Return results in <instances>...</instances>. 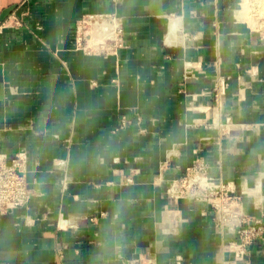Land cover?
<instances>
[{"label": "crops", "instance_id": "obj_1", "mask_svg": "<svg viewBox=\"0 0 264 264\" xmlns=\"http://www.w3.org/2000/svg\"><path fill=\"white\" fill-rule=\"evenodd\" d=\"M241 4L0 0V156L34 187L0 212V264H264V232L241 252L211 199L165 193L199 160L264 224V41ZM106 11L123 46L75 48L77 19Z\"/></svg>", "mask_w": 264, "mask_h": 264}, {"label": "built area", "instance_id": "obj_2", "mask_svg": "<svg viewBox=\"0 0 264 264\" xmlns=\"http://www.w3.org/2000/svg\"><path fill=\"white\" fill-rule=\"evenodd\" d=\"M116 14L117 13L115 12L110 13L109 21L98 20L94 18L92 19V17L98 15L103 17L104 14L90 15L89 24L91 26L92 22L94 21L117 24L112 32L113 37L111 36V39L117 41L118 49L122 47L125 42V32L123 22L118 14ZM82 17H84V15H82L80 18ZM83 21H86V19L84 18ZM248 23L250 28L257 33V36L264 41V12L252 11L250 15V22ZM87 30L85 31V34L88 36ZM224 89L225 81L221 79L218 80L216 86L213 88V91L216 95H218L222 93ZM130 123V120L123 116L120 127H125ZM204 172L205 163L199 160L194 161L191 166L186 168L183 176L174 178L169 182L167 188L168 196L173 200L179 198H194L197 197V188H207L210 191L213 188L216 189L217 185L213 184L212 181L210 183V180L207 177H204ZM25 173V156H23L21 153L16 154L10 160L0 156V212L23 206L26 198L28 197V187L25 181ZM191 189H193V191H191ZM234 198L236 199V196H234ZM230 201V203L224 205V208H230L231 206L229 205H231L232 202H236L233 199ZM213 206L216 207L215 205ZM218 220H221L220 215H218ZM231 228H233L235 234L238 236L239 244L237 245V248H240L241 252H244L246 248L264 232V224L259 220H256L254 223L250 224L246 219L243 218L238 219L236 223L232 222Z\"/></svg>", "mask_w": 264, "mask_h": 264}, {"label": "rangeland", "instance_id": "obj_3", "mask_svg": "<svg viewBox=\"0 0 264 264\" xmlns=\"http://www.w3.org/2000/svg\"><path fill=\"white\" fill-rule=\"evenodd\" d=\"M241 2H242L241 5H243L242 7L244 9L243 16H242L244 18L243 20L245 22H250V17H248V15H247L248 12L250 11L246 8L247 2H246V0H241ZM254 2H255L254 4L259 5L258 7L264 9V0H254ZM246 11H247V13H246ZM114 12L115 11H106V12H97V13L88 12V13L84 14V17L78 18L76 21L77 27H76L75 40H74L75 48L81 49L84 52L89 53V54H97V55H102V56H106V57L115 55L116 51H117V47H118L117 41L112 40L111 36L108 38H105L103 41H97L96 43L91 44L88 42V36L85 34V31L90 26V24H89L90 23V20H89L90 15L104 14L103 17L98 15V16L92 17V19L94 18V19H98V20L109 21V19H110L109 14L114 13ZM115 13H117V12H115ZM84 18L86 19V21H83ZM248 25H249V23H248ZM25 166H26V159H25ZM181 176H183V175H181ZM190 177H192V176H190ZM25 179H26L25 181H26V184L28 187V197L26 198V200L23 204L24 207H26L29 204V202H30V200L34 194L33 193L34 187H32V181L28 177L27 169H26V173H25ZM125 180H129V178L126 177ZM216 185H217L216 189L213 188L211 191L207 188H205V189H198L197 188L196 189L197 190V197H194L193 199H195L197 201H202V202H209V199H211L212 200L211 204L215 205L219 210L218 215L221 216L220 221H222L226 218H230V219L233 218L234 219L233 222H235V223L237 222L236 218H240V219L243 218V219L248 220L246 218L248 216H244L240 210L241 198H239L237 195L230 193L227 186L222 185L221 183H219V184L216 183ZM191 191H193V189H191ZM165 193L168 195L167 191ZM234 196H236V199L234 198ZM231 199L235 200L236 202H232L231 205H229V206H231L230 208H224V205L227 203H230ZM170 200H173V199L170 198ZM41 211H42V214L46 215L45 214L46 210L45 211L41 210ZM141 259L142 258L128 259L124 263L125 264H149V263L143 262V260H141Z\"/></svg>", "mask_w": 264, "mask_h": 264}, {"label": "bare ground", "instance_id": "obj_4", "mask_svg": "<svg viewBox=\"0 0 264 264\" xmlns=\"http://www.w3.org/2000/svg\"><path fill=\"white\" fill-rule=\"evenodd\" d=\"M242 6H241V8L239 10V13H238L239 14L238 18H241V19H243L242 16H243V11H244ZM116 25L117 24H109V23L102 22V21L101 22H99V21L92 22L91 26L87 30V32H88V42L92 44V43H96L97 41H103L108 36H112V32H113V30H114ZM175 30H177V29H175ZM175 38L173 40H176Z\"/></svg>", "mask_w": 264, "mask_h": 264}]
</instances>
